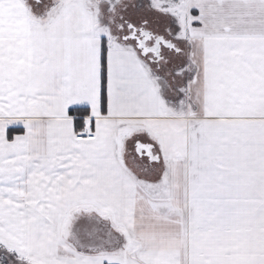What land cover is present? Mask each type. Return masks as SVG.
Returning a JSON list of instances; mask_svg holds the SVG:
<instances>
[{
	"label": "snow or ice",
	"instance_id": "6c2138e0",
	"mask_svg": "<svg viewBox=\"0 0 264 264\" xmlns=\"http://www.w3.org/2000/svg\"><path fill=\"white\" fill-rule=\"evenodd\" d=\"M0 264H264V0H0Z\"/></svg>",
	"mask_w": 264,
	"mask_h": 264
}]
</instances>
